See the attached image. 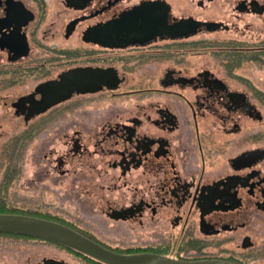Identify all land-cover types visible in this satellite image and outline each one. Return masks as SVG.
<instances>
[{"label":"flooded vegetation","instance_id":"1","mask_svg":"<svg viewBox=\"0 0 264 264\" xmlns=\"http://www.w3.org/2000/svg\"><path fill=\"white\" fill-rule=\"evenodd\" d=\"M38 137L43 218L125 257L264 264V0H0V204ZM7 234L0 264H109Z\"/></svg>","mask_w":264,"mask_h":264},{"label":"water","instance_id":"2","mask_svg":"<svg viewBox=\"0 0 264 264\" xmlns=\"http://www.w3.org/2000/svg\"><path fill=\"white\" fill-rule=\"evenodd\" d=\"M73 89L87 91L82 84L75 85ZM51 91H53L52 95L43 98V110L48 109L61 99L60 88H54ZM0 233L53 241L77 249L109 264H231L221 260L181 262L176 260L163 261L154 257H125L105 249L69 226L43 217L20 213H0Z\"/></svg>","mask_w":264,"mask_h":264},{"label":"rangeland","instance_id":"3","mask_svg":"<svg viewBox=\"0 0 264 264\" xmlns=\"http://www.w3.org/2000/svg\"><path fill=\"white\" fill-rule=\"evenodd\" d=\"M201 62L217 66L216 59H213L210 56L207 58H195L191 60L193 65ZM20 157V162L27 163L29 172L32 166H35L36 172H31L32 175L30 177H24L23 182H21L19 186L15 187V190H13L11 194L12 203L9 205L13 207L15 206V209L21 211L22 213H34L35 211H38L37 206H43V185H41V179H43V176H41L42 171L40 166L43 162L41 137L33 140L28 147L23 150ZM9 242L16 244L30 242L32 244L31 248L33 249L30 252L35 254L40 252L41 248H43V242L36 240L27 241L18 239L17 237L13 240H9Z\"/></svg>","mask_w":264,"mask_h":264},{"label":"trees","instance_id":"4","mask_svg":"<svg viewBox=\"0 0 264 264\" xmlns=\"http://www.w3.org/2000/svg\"><path fill=\"white\" fill-rule=\"evenodd\" d=\"M21 213V214H28V215H33V216H38V217H43V215L37 214V213H22L21 211H18L15 208H10L7 204L3 203L0 204V213ZM7 235H14V236H24V235H16V234H7Z\"/></svg>","mask_w":264,"mask_h":264}]
</instances>
